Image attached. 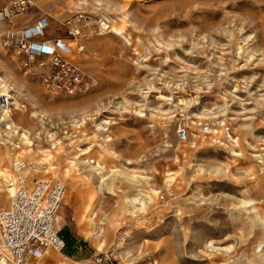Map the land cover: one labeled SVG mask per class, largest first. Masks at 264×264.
Returning a JSON list of instances; mask_svg holds the SVG:
<instances>
[{"label": "rangeland", "instance_id": "1", "mask_svg": "<svg viewBox=\"0 0 264 264\" xmlns=\"http://www.w3.org/2000/svg\"><path fill=\"white\" fill-rule=\"evenodd\" d=\"M76 11L112 23L75 56L96 75L93 91L50 93L0 54L13 120L34 135L24 152L65 180L67 197L71 178L81 187L80 206L65 201L58 224L68 222L82 254L50 249L40 264H83L114 244L128 264H264V0H41L14 22L48 13L59 36ZM86 114L71 150L35 136L40 116ZM10 160L0 144V170ZM168 185L174 196L161 201Z\"/></svg>", "mask_w": 264, "mask_h": 264}, {"label": "built area", "instance_id": "2", "mask_svg": "<svg viewBox=\"0 0 264 264\" xmlns=\"http://www.w3.org/2000/svg\"><path fill=\"white\" fill-rule=\"evenodd\" d=\"M40 2L0 0V54L11 53L17 58L19 70L37 79L50 93L93 91L98 85L96 75L88 73L75 61V56L88 48L94 36L111 31L110 18L76 11L60 21L63 35L59 36L50 34L52 23L48 13L40 14L31 23L14 22L16 16L39 8ZM16 97L14 87L0 69V144L8 149L11 157L8 170H0V196L9 195L8 205L0 207V264H38L50 249L61 252L65 248L58 223L67 184L62 177L49 174L45 167V170L39 169L38 163L24 152L35 141L29 129L13 120ZM90 118L88 114L68 120L40 116L35 136L44 135L52 142L60 138L66 146L64 149L71 150L81 141ZM177 134L185 141L189 138V128L179 127ZM173 196L170 186L160 191L159 199L166 201ZM120 249L119 244H114L109 249L96 251L83 264H128Z\"/></svg>", "mask_w": 264, "mask_h": 264}, {"label": "bare ground", "instance_id": "3", "mask_svg": "<svg viewBox=\"0 0 264 264\" xmlns=\"http://www.w3.org/2000/svg\"><path fill=\"white\" fill-rule=\"evenodd\" d=\"M91 162H94V161H91ZM94 168L96 169V166H94ZM71 181H72V185L70 188V193L68 194V197L66 194L67 199L65 198L66 199L65 201L67 204H71L74 206H80V201H81L80 198L82 197H81V187H80L79 179L71 178ZM129 205L140 208L141 201L138 198L133 197V199L129 201ZM80 215H81L80 211L75 214V216L78 218L79 224L82 222V218ZM66 244L67 243L65 240V248H66ZM65 248L61 252H58V251L57 252L64 255ZM64 257L66 258V256Z\"/></svg>", "mask_w": 264, "mask_h": 264}, {"label": "crops", "instance_id": "4", "mask_svg": "<svg viewBox=\"0 0 264 264\" xmlns=\"http://www.w3.org/2000/svg\"><path fill=\"white\" fill-rule=\"evenodd\" d=\"M31 22L30 21L29 22H25V21H23V19H19L18 23L17 22H15V23L23 25V24L31 23ZM68 226H69L68 222H66L65 226L63 227V228H67L68 232L70 233L69 238L66 240L67 244H66V248H65V251H64V256H66L67 259H71V258L77 259L78 256H80L82 254V251L84 250V248L82 247V245L79 247L81 242L79 241V239H77L73 235L72 231L70 230V228ZM63 228H61V229H63ZM61 229H60V231H61ZM47 260H51V259L48 258V255L46 253L43 256V258L41 259L40 262L45 263V261H47ZM40 262L38 264H40Z\"/></svg>", "mask_w": 264, "mask_h": 264}]
</instances>
